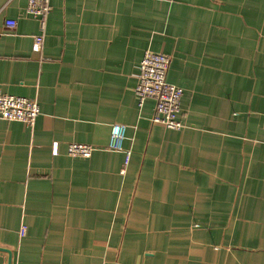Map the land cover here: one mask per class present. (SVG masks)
<instances>
[{"label":"crops","instance_id":"crops-1","mask_svg":"<svg viewBox=\"0 0 264 264\" xmlns=\"http://www.w3.org/2000/svg\"><path fill=\"white\" fill-rule=\"evenodd\" d=\"M50 2L42 25L0 0V91L41 108L0 117V264H264V0ZM147 49L171 56L181 129L138 103Z\"/></svg>","mask_w":264,"mask_h":264},{"label":"built area","instance_id":"built-area-1","mask_svg":"<svg viewBox=\"0 0 264 264\" xmlns=\"http://www.w3.org/2000/svg\"><path fill=\"white\" fill-rule=\"evenodd\" d=\"M171 1V0H167ZM50 0H28L27 12L38 17L44 25L46 16L51 10ZM6 24L16 26L17 20L7 19ZM44 46V33L34 36L33 48L42 51ZM171 63V56L164 52H156L147 49L142 57L137 74L138 82L135 88L140 106L147 98L155 100V113L153 120L166 127L181 129L185 126L180 118L181 102L184 95L182 87L171 83L167 79V73ZM41 108L36 98L12 95L0 91V117L8 120L24 121L33 125ZM126 135V125L114 124L111 129L108 148L123 150V140ZM96 147L92 144L72 142L68 146L71 156H90ZM125 150V149H124ZM55 153L57 148L55 146ZM126 151V163L129 161L131 150ZM27 226H22L21 234L24 235Z\"/></svg>","mask_w":264,"mask_h":264}]
</instances>
